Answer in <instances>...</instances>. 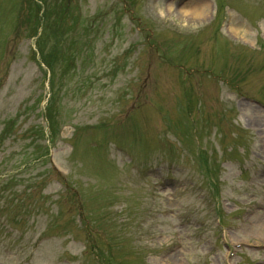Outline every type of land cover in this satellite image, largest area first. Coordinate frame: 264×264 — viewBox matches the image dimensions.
<instances>
[{"label": "rangeland", "instance_id": "rangeland-1", "mask_svg": "<svg viewBox=\"0 0 264 264\" xmlns=\"http://www.w3.org/2000/svg\"><path fill=\"white\" fill-rule=\"evenodd\" d=\"M35 1L0 0V264H264V0Z\"/></svg>", "mask_w": 264, "mask_h": 264}, {"label": "bare ground", "instance_id": "bare-ground-1", "mask_svg": "<svg viewBox=\"0 0 264 264\" xmlns=\"http://www.w3.org/2000/svg\"><path fill=\"white\" fill-rule=\"evenodd\" d=\"M180 6V13L182 15H192L194 17H201L202 13L205 11V8L208 6V2L205 0H188L184 3H179ZM169 8L171 9L174 6L173 1L168 3ZM262 227V235L264 238V224H261Z\"/></svg>", "mask_w": 264, "mask_h": 264}]
</instances>
